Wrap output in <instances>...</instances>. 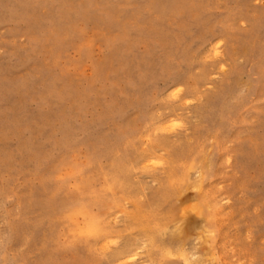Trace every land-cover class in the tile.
Returning <instances> with one entry per match:
<instances>
[{"label": "rangeland", "instance_id": "obj_1", "mask_svg": "<svg viewBox=\"0 0 264 264\" xmlns=\"http://www.w3.org/2000/svg\"><path fill=\"white\" fill-rule=\"evenodd\" d=\"M165 237L264 264V0H0V264Z\"/></svg>", "mask_w": 264, "mask_h": 264}, {"label": "snow or ice", "instance_id": "obj_2", "mask_svg": "<svg viewBox=\"0 0 264 264\" xmlns=\"http://www.w3.org/2000/svg\"><path fill=\"white\" fill-rule=\"evenodd\" d=\"M172 127H178V125L173 124ZM155 163V161H153ZM193 174L199 176V172L196 170H192ZM172 183L175 185L176 181L173 180ZM183 181H181V184ZM182 190V189H181ZM192 213L194 214L196 209L193 206L191 209ZM99 231V225L95 220L88 219L87 217L82 222L80 227V236H94L97 235ZM167 231V230H165ZM181 231L187 235V225H185L184 229ZM160 247L158 249L160 259L158 264H189V261L185 258L182 254V239L181 238H163L159 241ZM190 247V245H189Z\"/></svg>", "mask_w": 264, "mask_h": 264}, {"label": "bare ground", "instance_id": "obj_3", "mask_svg": "<svg viewBox=\"0 0 264 264\" xmlns=\"http://www.w3.org/2000/svg\"><path fill=\"white\" fill-rule=\"evenodd\" d=\"M183 100H185V99H183ZM183 102V101H182ZM185 103V102H184ZM171 120V119H170ZM169 120V121H170ZM160 124V123H159ZM161 126V125H160ZM159 126V127H160ZM158 127V128H159ZM164 127H165V125H164ZM155 128V127H154ZM158 130V129H157ZM171 159H173V158H171ZM195 164V163H194ZM197 169V168H196ZM190 172V171H189ZM167 177H169L168 175H167ZM173 177V176H172ZM172 177H169V178H172ZM187 177V176H186ZM169 178H168V180H169ZM184 179V178H183ZM118 182V181H117ZM114 183V182H113ZM119 183V182H118ZM120 184V183H119ZM123 184V183H122ZM178 196V195H177ZM134 201V200H133ZM118 203V202H117ZM137 204L135 203V206H136ZM134 206V207H135ZM129 213H131V212H129ZM133 213V212H132ZM134 214H136V213H134ZM144 215V214H143ZM137 217V216H136ZM97 219V218H96ZM96 219H94V220H96ZM134 219H135V216H134ZM98 223V222H97ZM128 225L130 226V224L128 223ZM100 226V225H99ZM102 227V226H101ZM101 227H99V229L101 228ZM146 227V226H145ZM169 228V227H168ZM167 229V228H166ZM165 229V230H166ZM101 230V229H100ZM150 230V229H149ZM101 233V232H100ZM133 234V233H132ZM148 234V233H147ZM162 234V233H161ZM152 235V234H151ZM150 234H148V236H151ZM144 237V236H143ZM167 237V236H166ZM102 239V238H101ZM147 240V239H146ZM157 243V242H156ZM120 248H122V247H120ZM184 251V250H183ZM189 251V250H188ZM185 252H186V250L183 252L184 254H185ZM189 253V252H188ZM119 256H122L123 258H125L124 259V261L125 262H127L129 259H133V257H134V253L131 251V250H127V249H123V250H121L120 252H119ZM193 256V255H192ZM201 256V255H200ZM186 257V256H185ZM128 259V260H127ZM188 260V259H187Z\"/></svg>", "mask_w": 264, "mask_h": 264}]
</instances>
